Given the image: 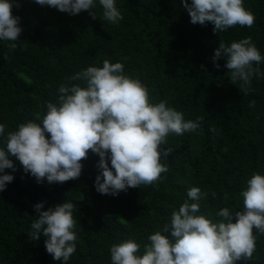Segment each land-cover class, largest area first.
<instances>
[{
    "label": "trees",
    "instance_id": "obj_1",
    "mask_svg": "<svg viewBox=\"0 0 264 264\" xmlns=\"http://www.w3.org/2000/svg\"><path fill=\"white\" fill-rule=\"evenodd\" d=\"M16 2L12 14L23 31L16 41L0 40V124L5 126L0 149L6 150L7 135L19 124L42 120L46 104L57 103L61 84L85 86L67 78L89 66L102 67L104 60L122 63L125 75L146 86L151 103L166 101L185 121L199 117L201 122L194 132L170 134L160 146L162 153L171 149L162 156L169 169L162 180L117 196L95 190L99 157L91 152L79 179L51 185L37 182L9 157L15 170L3 173L14 179L0 192V264H63L46 252V237L33 241L29 235L37 203H43L42 211L65 200L76 206V252L67 264H111V246L129 239L142 254L148 236L170 223L186 200L194 202L187 196L192 187L208 193L197 214L212 222L221 219L216 215L221 209L244 210L240 193L254 174L264 175V61L262 75L251 78L245 95L242 81L230 82L226 59H218L216 69L212 57L219 43L230 46L249 36L264 56V0H243L255 16L251 28L237 25L216 35L211 23H190L181 0H115L123 16L118 25L103 18L99 0L92 8L95 20L88 11L70 16L32 0ZM254 235L253 257L237 264H264V235L255 230Z\"/></svg>",
    "mask_w": 264,
    "mask_h": 264
},
{
    "label": "clouds",
    "instance_id": "obj_2",
    "mask_svg": "<svg viewBox=\"0 0 264 264\" xmlns=\"http://www.w3.org/2000/svg\"><path fill=\"white\" fill-rule=\"evenodd\" d=\"M32 2L70 16L88 11L96 19L92 12L94 0ZM99 5L109 23L118 25L123 19L115 0H99ZM181 6L190 23H211L215 35L237 25L251 28L255 23L254 14L245 9L243 0H181ZM14 7H19L16 0H0V40L16 41L23 31L20 18L12 14ZM10 47L15 48V44ZM220 58L226 59L224 67L231 74L230 82L242 81L239 90L247 95L251 78L262 75L259 65L264 61L252 38L231 42L230 46L219 43L212 57L216 69L220 68L216 63ZM67 79L82 81L85 86L61 84L57 103L46 104L47 112L39 123H21L8 133L6 150L0 149V192L14 179L3 174L5 169L15 170L9 157H15L23 171L37 182L51 185L79 179L82 161L89 152L99 157V174L94 182L99 194L117 196L129 188L152 185L169 170L162 156L166 158L171 149L162 153L160 147L166 144V138L194 132L200 126L201 118L185 121L183 114L168 107L166 101L151 103L146 86L125 75L122 63L104 60L102 67L89 66ZM254 106L255 101H250L249 107ZM4 129L0 124V135ZM207 195L198 187L189 189L187 196L194 202L186 200L178 211H173L170 223L148 236L142 254L135 240L113 244L111 264H237L250 260L256 250L254 230L264 235V175L254 174L240 193L244 210L232 213L221 209L216 214L221 218L217 222L197 214L199 201ZM212 195L215 197V193ZM43 207V203L33 206L38 215L29 235L33 241L41 235L46 237V252L54 261L67 264L76 252V206L65 200L46 211L41 210ZM233 215L235 223L231 222Z\"/></svg>",
    "mask_w": 264,
    "mask_h": 264
}]
</instances>
